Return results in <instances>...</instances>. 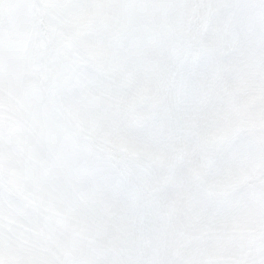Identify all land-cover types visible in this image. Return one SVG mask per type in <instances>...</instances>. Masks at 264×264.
<instances>
[{
  "label": "snow or ice",
  "instance_id": "6c2138e0",
  "mask_svg": "<svg viewBox=\"0 0 264 264\" xmlns=\"http://www.w3.org/2000/svg\"><path fill=\"white\" fill-rule=\"evenodd\" d=\"M0 264H264V0H0Z\"/></svg>",
  "mask_w": 264,
  "mask_h": 264
}]
</instances>
